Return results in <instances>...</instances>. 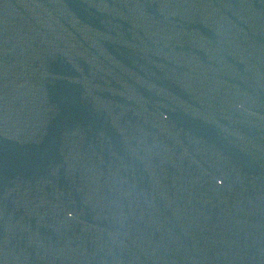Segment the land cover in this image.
<instances>
[{
    "label": "water",
    "instance_id": "95a60500",
    "mask_svg": "<svg viewBox=\"0 0 264 264\" xmlns=\"http://www.w3.org/2000/svg\"><path fill=\"white\" fill-rule=\"evenodd\" d=\"M0 264H264V0H0Z\"/></svg>",
    "mask_w": 264,
    "mask_h": 264
}]
</instances>
